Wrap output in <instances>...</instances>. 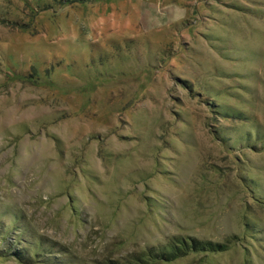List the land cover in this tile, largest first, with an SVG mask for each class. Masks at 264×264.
<instances>
[{"label": "rangeland", "instance_id": "374dc122", "mask_svg": "<svg viewBox=\"0 0 264 264\" xmlns=\"http://www.w3.org/2000/svg\"><path fill=\"white\" fill-rule=\"evenodd\" d=\"M174 238L264 264V0H0V264Z\"/></svg>", "mask_w": 264, "mask_h": 264}, {"label": "trees", "instance_id": "16d2710c", "mask_svg": "<svg viewBox=\"0 0 264 264\" xmlns=\"http://www.w3.org/2000/svg\"><path fill=\"white\" fill-rule=\"evenodd\" d=\"M228 248L226 244L200 241L193 238H174L162 248H148L140 254H134L126 263L110 261L109 264H160L186 256L188 253H218ZM23 253V250L19 251ZM19 254V253H18ZM17 255V254H15ZM13 255V256H15ZM20 257H18L19 259ZM21 260V259H19Z\"/></svg>", "mask_w": 264, "mask_h": 264}]
</instances>
